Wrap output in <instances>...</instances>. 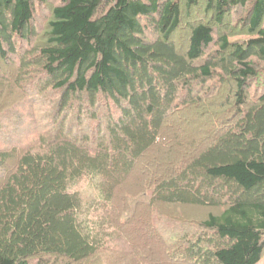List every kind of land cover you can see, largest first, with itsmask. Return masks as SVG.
I'll return each mask as SVG.
<instances>
[{
    "label": "trees",
    "instance_id": "trees-1",
    "mask_svg": "<svg viewBox=\"0 0 264 264\" xmlns=\"http://www.w3.org/2000/svg\"><path fill=\"white\" fill-rule=\"evenodd\" d=\"M48 3L0 0L8 82L47 121L0 151V264H259L264 0H59L41 35ZM225 84L235 110L184 138ZM193 207L212 211H171Z\"/></svg>",
    "mask_w": 264,
    "mask_h": 264
},
{
    "label": "rangeland",
    "instance_id": "rangeland-1",
    "mask_svg": "<svg viewBox=\"0 0 264 264\" xmlns=\"http://www.w3.org/2000/svg\"><path fill=\"white\" fill-rule=\"evenodd\" d=\"M48 2V7H42L39 9V13L36 17V26L38 27V31L41 35L44 34L45 28H47V23L52 18L51 11L59 0H48ZM205 10L206 1L202 2V6L200 8L192 11L190 20L196 21L202 19L205 22L210 23L212 17L211 15H208V13H204ZM184 22H186V19H184ZM246 37V35L241 33L234 35L231 40L239 41ZM185 38L186 33L184 29H180L174 36L175 42L181 49H184V47L187 46V40H185ZM0 66L1 71L4 73L2 77H6L5 79H7L5 83H0V151L17 148L21 150L25 145L30 143V133L37 130L41 125H45L47 121L46 119L43 121L42 112L31 109L21 100H17L14 96L15 90L11 87L12 83L8 82L10 78L14 77V73H12L14 68L6 65V63H1V61ZM229 85L232 86V84ZM229 85L225 84L218 86V94L205 100L203 103L190 106L188 109H182V116H177V119L174 120V124L179 128L181 127L185 131L186 135L185 133L183 134L184 138L186 136L192 138L195 137L199 130L211 127L212 124L217 121V118H221L224 113L230 114L231 111L235 110V106L227 102L230 90ZM253 91L252 94L254 93ZM39 101L43 102L44 99H39ZM4 103H8V105L6 104L5 107L1 108V105ZM38 116L40 118H38ZM171 211L172 213L178 215V217L181 215L188 216L190 221L197 223L206 217L208 211L212 210L193 207L182 209L181 211L179 208H173ZM140 229V232L145 235L147 239H150V233L152 230L147 228L144 224L140 226ZM107 261L109 264H112L108 258L105 262ZM105 262H102L101 264H105ZM259 264H264V257Z\"/></svg>",
    "mask_w": 264,
    "mask_h": 264
}]
</instances>
